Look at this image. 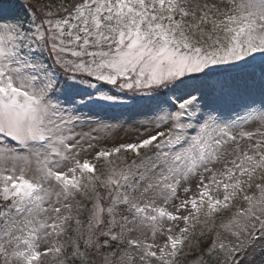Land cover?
Returning <instances> with one entry per match:
<instances>
[{"label":"snow or ice","instance_id":"snow-or-ice-1","mask_svg":"<svg viewBox=\"0 0 264 264\" xmlns=\"http://www.w3.org/2000/svg\"><path fill=\"white\" fill-rule=\"evenodd\" d=\"M0 264H264V0H0Z\"/></svg>","mask_w":264,"mask_h":264},{"label":"rangeland","instance_id":"rangeland-1","mask_svg":"<svg viewBox=\"0 0 264 264\" xmlns=\"http://www.w3.org/2000/svg\"><path fill=\"white\" fill-rule=\"evenodd\" d=\"M192 252H193V255L188 257L189 260L195 259V254H196L195 247H193ZM256 259L259 260V256H257Z\"/></svg>","mask_w":264,"mask_h":264}]
</instances>
